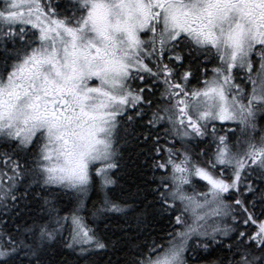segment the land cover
I'll list each match as a JSON object with an SVG mask.
<instances>
[{
    "label": "snow or ice",
    "instance_id": "6c2138e0",
    "mask_svg": "<svg viewBox=\"0 0 264 264\" xmlns=\"http://www.w3.org/2000/svg\"><path fill=\"white\" fill-rule=\"evenodd\" d=\"M66 251L264 264V0H0V264Z\"/></svg>",
    "mask_w": 264,
    "mask_h": 264
},
{
    "label": "trees",
    "instance_id": "16d2710c",
    "mask_svg": "<svg viewBox=\"0 0 264 264\" xmlns=\"http://www.w3.org/2000/svg\"><path fill=\"white\" fill-rule=\"evenodd\" d=\"M202 66L203 65L193 66V68L191 69L194 73V76L199 78V80L192 79L191 80L192 84H198V82L200 81ZM136 183H138V181H136L135 177L124 176V179L119 180L118 185L114 189L115 196L127 199L130 194L134 195L136 193V188H135ZM92 199L98 200L99 196L94 194L92 196ZM149 199H151V196H149ZM117 225H119L120 227L126 226L124 225L123 219H114L113 220V226H114L113 230L107 233V235L113 239H115V237L120 234L116 228ZM113 233H115V235ZM155 235L156 234L153 233V236ZM111 255L112 254L110 252L107 255H105L104 253H101L100 256L95 257V259L98 260L100 264H107L108 257ZM57 259L61 261H67V264H76V257L74 255L69 254L67 251L64 253V255L58 256ZM114 259L115 257H113V260Z\"/></svg>",
    "mask_w": 264,
    "mask_h": 264
},
{
    "label": "flooded vegetation",
    "instance_id": "af4514ba",
    "mask_svg": "<svg viewBox=\"0 0 264 264\" xmlns=\"http://www.w3.org/2000/svg\"><path fill=\"white\" fill-rule=\"evenodd\" d=\"M202 65L203 66L201 67V76H203L207 72L211 73V69L216 66L214 63H211V62L203 63ZM205 69H207L206 73H205Z\"/></svg>",
    "mask_w": 264,
    "mask_h": 264
},
{
    "label": "rangeland",
    "instance_id": "374dc122",
    "mask_svg": "<svg viewBox=\"0 0 264 264\" xmlns=\"http://www.w3.org/2000/svg\"><path fill=\"white\" fill-rule=\"evenodd\" d=\"M209 78H211V73L209 74V76H206V77H203V79L202 80H204V79H209ZM201 85L200 84H197V85H192V84H190V87H200ZM218 127H219V125H217ZM227 126V125H226ZM229 127H231V126H234L235 127V125L234 124H232V125H228ZM198 188H199V185H198ZM200 190H203V189H200Z\"/></svg>",
    "mask_w": 264,
    "mask_h": 264
}]
</instances>
